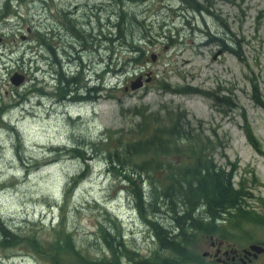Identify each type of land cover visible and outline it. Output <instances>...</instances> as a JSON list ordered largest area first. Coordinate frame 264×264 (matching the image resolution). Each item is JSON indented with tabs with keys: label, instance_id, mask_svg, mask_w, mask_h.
Returning <instances> with one entry per match:
<instances>
[{
	"label": "rangeland",
	"instance_id": "1",
	"mask_svg": "<svg viewBox=\"0 0 264 264\" xmlns=\"http://www.w3.org/2000/svg\"><path fill=\"white\" fill-rule=\"evenodd\" d=\"M7 1L0 0V42L10 45L0 46V221L11 228L7 240L0 228V264H49L48 255L31 248L27 237L48 244L58 225L61 231L68 230L76 247L89 257L111 256L99 232L101 223L112 235L122 234L128 248L138 249L132 259L121 253V264H137L140 258L149 257L159 248L157 241L132 209L136 207L130 206V193L121 191L119 182L108 174L98 152L104 148H93L91 142H108L105 148L113 147L176 116L201 139L208 135L211 142L221 143L213 152L215 162L233 170L235 186H240L237 182L243 178L250 192L241 208L264 206V154L256 151L247 137L250 130L264 152V0H198L203 15L189 11L185 18L182 14L177 17L181 35L170 23L179 14L177 8H182L175 0ZM66 9L71 11L63 13ZM57 11L69 26L75 23L71 36L58 34L54 39V33L46 31L57 21ZM97 18L98 25L122 23L114 44L104 43L99 29H81V22ZM36 28L42 29L39 34L44 44L40 49L12 51L17 48L12 45L35 37ZM135 37L142 40L138 45L145 50L137 61L131 60ZM217 38L231 46L237 42L235 54L215 57L221 46L216 44ZM30 43L26 46H38ZM84 44L94 48L92 53L83 52L85 63H96L99 73L95 77L101 73L105 86L92 101L75 103L68 96V101L56 106L54 82L46 71V66H53L40 58L50 56L51 62H56L57 54L63 52L75 56L76 48ZM52 45H56L55 52L49 51ZM115 72L120 74L112 78ZM138 76L145 85L133 90L130 82ZM24 77L25 88L21 86ZM183 86L199 90L170 89ZM42 87L46 96L39 101L35 91ZM204 90L214 92L219 101L201 93ZM101 135L106 140H96ZM72 146L84 149V156L91 158L89 166L70 151ZM69 177L76 178L72 192ZM58 203L62 207L53 210L50 219L46 217L49 207ZM40 218L45 220L44 226ZM203 236L199 234L188 254L202 253L207 238ZM43 249L47 250L46 246Z\"/></svg>",
	"mask_w": 264,
	"mask_h": 264
},
{
	"label": "trees",
	"instance_id": "2",
	"mask_svg": "<svg viewBox=\"0 0 264 264\" xmlns=\"http://www.w3.org/2000/svg\"><path fill=\"white\" fill-rule=\"evenodd\" d=\"M184 1L197 9L194 0ZM122 29L123 25L121 27L117 23L113 33L119 34ZM64 81L65 85L61 83L59 89L63 96L68 92V85L72 79L67 78ZM92 89L91 93L95 88ZM256 99L260 104L257 93ZM177 118L178 116L161 126L155 124L153 131L145 137L120 142L113 147L105 148L108 142H91L93 148L97 145L104 148L99 152L105 159L108 172L125 184L123 187L131 193L132 202L137 207L135 209L145 220L150 236L158 243L159 248L157 247L153 255L140 258L137 264H181L187 259V247L195 233L207 231L209 228L203 220H213L221 213H230L234 210L237 214H247L240 206L248 192L243 188H235L231 182V173H226L213 161L211 152L218 145L207 137L197 146L188 147L196 135L189 133V130L186 131L181 119ZM197 135L200 137V134ZM102 139L99 140L103 141ZM248 139L259 150L258 142L250 131ZM206 149L211 151L209 152L211 154H208ZM70 151L85 159L82 147L74 146ZM185 156L193 158L190 166H186L185 161L181 159L175 161L176 165L170 162L172 158ZM183 163L184 166L179 165ZM117 172L119 175L115 174ZM68 181L69 184L74 183V178H69ZM142 182L148 183L145 191ZM200 204L205 205L204 210H199ZM0 225L3 226L1 222ZM2 226L0 228L3 240H7L10 237L7 231L10 230ZM54 228L55 236L48 244H44L38 237L34 238L32 235L27 237L31 248L48 255L49 264H121L118 260L121 253L131 259L138 253L136 247L133 249L127 247V242L122 240V234L112 235L111 229L104 223L99 225V232L108 245L111 256L89 257L85 251H80L76 247L68 230L61 231L60 225ZM45 246L47 250L43 249ZM166 253L169 256H163Z\"/></svg>",
	"mask_w": 264,
	"mask_h": 264
},
{
	"label": "flooded vegetation",
	"instance_id": "3",
	"mask_svg": "<svg viewBox=\"0 0 264 264\" xmlns=\"http://www.w3.org/2000/svg\"><path fill=\"white\" fill-rule=\"evenodd\" d=\"M70 11V9L67 10V12ZM67 12L66 10H64V13ZM58 15L59 18H57V21L54 22L52 29L46 31H52L56 36L58 34L71 36L72 28H75V23L73 26H68L69 22L65 23L62 19H60L61 14L59 11ZM93 20L95 22L79 21L82 23L81 29L85 32H87L88 29H99V32H103L104 24L98 25L97 22L99 21V19ZM43 44L44 42L42 41V37L39 36V47L43 46ZM0 46H6V44L1 42ZM52 46L54 47L56 45ZM77 48L79 49V53L81 54L80 51L86 49L87 45L84 44L82 46H78ZM73 57H75L74 54L66 53V57H61V59L65 60V58H67L68 60H70ZM43 60H47V62L51 63L52 66L59 63V58L56 62H51L53 58H50V56L47 58H43ZM257 210L264 216V208H259ZM222 217L224 218L225 216L223 215ZM260 223L264 224V221ZM228 224H231V222L229 221ZM250 228L240 233L234 230H225L206 236V242L205 244H203L205 248L203 249L202 253H200L198 257H196L195 262L192 264H264V231L256 230L253 226H250Z\"/></svg>",
	"mask_w": 264,
	"mask_h": 264
},
{
	"label": "bare ground",
	"instance_id": "4",
	"mask_svg": "<svg viewBox=\"0 0 264 264\" xmlns=\"http://www.w3.org/2000/svg\"><path fill=\"white\" fill-rule=\"evenodd\" d=\"M40 2V1H39ZM57 2V1H56ZM95 2V1H94ZM67 3V2H66ZM91 3V2H90ZM61 7V6H60ZM109 8V7H108ZM67 10V9H66ZM75 10V9H74ZM67 12V11H66ZM61 13V12H60ZM81 13V12H80ZM80 13H78V14H80ZM47 16V15H46ZM75 18V17H74ZM51 19V18H50ZM88 22V21H87ZM69 26V25H68ZM127 26V25H126ZM49 28V27H48ZM8 29V28H7ZM41 29V28H40ZM136 29V28H135ZM131 30V29H130ZM131 33V32H130ZM117 35V34H116ZM51 39V38H50ZM67 43V42H66ZM81 43V42H80ZM82 44V43H81ZM80 45V44H79ZM70 49V48H69ZM130 55V54H129ZM118 67V66H117ZM47 75V74H46ZM67 84V83H66ZM65 85V84H64ZM93 110V109H92ZM88 113V112H87ZM1 120L2 121H4L5 122V120H3V118H1ZM84 121V120H83ZM119 134V133H118ZM68 136V135H67ZM119 136V135H118ZM70 137V136H69ZM75 137V136H74ZM116 137V136H115ZM68 142V141H67ZM214 144H216L215 142H213ZM32 145V144H31ZM29 148V147H28ZM217 148H220L219 146L218 147H216V148H214L213 149V151H212V153L217 149ZM34 149V148H33ZM29 151V150H28ZM1 156V155H0ZM8 160V159H7ZM74 162V161H73ZM95 162H96V160H95ZM4 163V162H3ZM1 164V163H0ZM6 164V163H5ZM16 165V164H15ZM32 165V164H31ZM26 166V165H25ZM103 167V166H102ZM35 169V168H34ZM20 170V169H19ZM42 171V170H41ZM104 172V171H103ZM15 173V172H14ZM38 174V173H37ZM75 174V173H74ZM24 176V175H23ZM32 179V178H31ZM142 185V188H143V190L145 191V188L148 186V183H142L141 184ZM130 193V192H129ZM129 193H127V194H129ZM138 194V193H137ZM147 194V193H146ZM130 195H131V193H130ZM132 196V195H131ZM155 198V197H154ZM136 201V200H135ZM136 207V206H135ZM137 208V207H136ZM4 216V215H3ZM207 218V217H206ZM169 221V220H168ZM128 230V229H127ZM135 231V230H134ZM3 232V231H2ZM151 232V231H150ZM129 235V234H128ZM55 241V240H54ZM128 244V243H127ZM84 252V251H83ZM138 254V253H137ZM215 258V257H214Z\"/></svg>",
	"mask_w": 264,
	"mask_h": 264
},
{
	"label": "water",
	"instance_id": "5",
	"mask_svg": "<svg viewBox=\"0 0 264 264\" xmlns=\"http://www.w3.org/2000/svg\"><path fill=\"white\" fill-rule=\"evenodd\" d=\"M133 87V86H132Z\"/></svg>",
	"mask_w": 264,
	"mask_h": 264
}]
</instances>
